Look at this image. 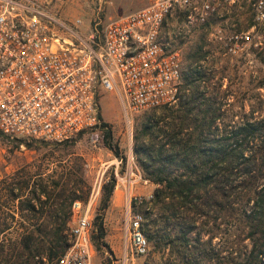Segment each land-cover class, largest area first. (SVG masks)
Instances as JSON below:
<instances>
[{
    "label": "rangeland",
    "instance_id": "obj_1",
    "mask_svg": "<svg viewBox=\"0 0 264 264\" xmlns=\"http://www.w3.org/2000/svg\"><path fill=\"white\" fill-rule=\"evenodd\" d=\"M27 1L66 20L79 18L83 34L90 30L88 26L94 21L99 25L109 17L122 15L148 2ZM251 22L249 10L230 6L222 17L214 18L207 25H188L179 16L168 17L163 34L180 56L179 96L191 90L192 85L184 83V74L196 65L202 72L201 82L206 84V94L216 92L214 103L220 106L216 118L218 125L228 127L244 118L259 119L263 133L264 24L254 23L251 27ZM218 28L222 34L248 30L251 40L229 51V44L213 35ZM98 101L101 129L95 139L83 134L63 142L46 143L12 139L0 133V177L26 164L32 170L45 172L60 170L61 165L78 169L87 185L84 187L81 181L77 183L86 188L78 200L81 201L79 211H85L91 223L89 264H264V216L247 214L252 207L251 200L198 203L191 210L177 204L170 207L166 199L150 204L157 184L145 177L137 164L133 136L140 131L144 115L152 108L125 116L115 90L109 89L100 90ZM161 106L155 107V114ZM106 129L118 154L105 145ZM251 167L254 168L252 184L257 188L264 182V158L257 155ZM111 175L114 184L103 205L102 184ZM73 183L69 181L68 187ZM253 185L246 184L249 188ZM133 211L141 213L149 234L142 253L134 252L124 235L127 212ZM98 220L103 227L101 237L97 235ZM71 222L70 216L68 223ZM181 230H187L183 241L179 239ZM57 255L47 257L42 250L30 261L41 258L37 264H52Z\"/></svg>",
    "mask_w": 264,
    "mask_h": 264
},
{
    "label": "built area",
    "instance_id": "obj_2",
    "mask_svg": "<svg viewBox=\"0 0 264 264\" xmlns=\"http://www.w3.org/2000/svg\"><path fill=\"white\" fill-rule=\"evenodd\" d=\"M230 6L245 7L264 24V0H148L122 15L94 21L63 19L27 0H0V133L8 138L58 143L99 135L101 89L115 90L125 116L176 100L180 56L163 34L168 17L207 25ZM215 38L235 51L248 30ZM135 197V196H134ZM81 201L70 204L68 245L52 264H89L91 223ZM140 212H127L124 235L136 253L146 249Z\"/></svg>",
    "mask_w": 264,
    "mask_h": 264
},
{
    "label": "trees",
    "instance_id": "obj_3",
    "mask_svg": "<svg viewBox=\"0 0 264 264\" xmlns=\"http://www.w3.org/2000/svg\"><path fill=\"white\" fill-rule=\"evenodd\" d=\"M201 76L198 66L189 67L184 83L191 84V90L179 96V87L174 104H162L157 114L152 108L133 136L134 158L145 177L157 184L150 204L166 199L170 207L177 204L191 210L198 203L251 200L247 214L264 216V182L254 188L251 167L257 155L264 158L261 121L244 118L220 127L216 92L206 94ZM105 136V145L118 154L109 129ZM61 166L45 172L26 164L0 177V264H37L41 258L30 259L42 250L51 257L68 245L70 204L86 192L78 181L87 185L78 169ZM69 181L74 183L68 187ZM113 184L112 175L102 184L103 205ZM144 224L142 220L140 231L146 238ZM97 227L101 237L100 220ZM185 232L181 230L180 241Z\"/></svg>",
    "mask_w": 264,
    "mask_h": 264
}]
</instances>
